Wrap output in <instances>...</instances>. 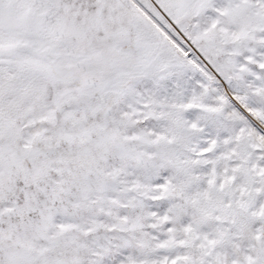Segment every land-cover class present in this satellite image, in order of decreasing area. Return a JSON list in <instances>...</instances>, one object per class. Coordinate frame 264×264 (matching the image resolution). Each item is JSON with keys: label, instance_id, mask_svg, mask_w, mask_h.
<instances>
[{"label": "snow or ice", "instance_id": "snow-or-ice-1", "mask_svg": "<svg viewBox=\"0 0 264 264\" xmlns=\"http://www.w3.org/2000/svg\"><path fill=\"white\" fill-rule=\"evenodd\" d=\"M0 264H264V0H0Z\"/></svg>", "mask_w": 264, "mask_h": 264}]
</instances>
